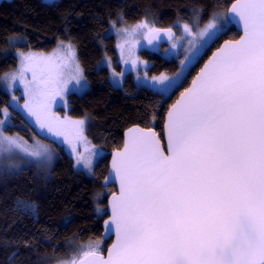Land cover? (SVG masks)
I'll list each match as a JSON object with an SVG mask.
<instances>
[{"label":"trees","instance_id":"obj_1","mask_svg":"<svg viewBox=\"0 0 264 264\" xmlns=\"http://www.w3.org/2000/svg\"><path fill=\"white\" fill-rule=\"evenodd\" d=\"M234 2H0V118L10 100L1 87V77L16 69V53L49 52L58 41H70L76 48L89 89L83 94H69L67 115L85 122V136L103 152L95 164L93 177L77 168L64 147L52 141L57 158L51 167L29 165L15 173L0 170V264H66L86 256L87 249L98 244H101L99 253L106 252L110 241L103 239L102 224L107 217L108 197L115 192V187H104L102 182L111 153L122 148L124 133L133 126L154 129L163 140L165 116L170 106L224 41L240 37L234 24L225 19ZM212 19L221 25L222 31L168 96L148 86H138L134 71L126 74L123 87L117 88L111 82L109 70L101 66L103 57L108 55L120 67L116 35L109 33L112 25L127 28L146 22L153 27L151 31L171 29L173 35L185 25L197 21L199 26ZM140 57L150 63V76L175 75L180 70V59L162 58L149 52L146 44ZM11 112L7 132L42 138L19 111L11 109ZM21 201L33 205L34 211L21 209Z\"/></svg>","mask_w":264,"mask_h":264},{"label":"snow or ice","instance_id":"obj_2","mask_svg":"<svg viewBox=\"0 0 264 264\" xmlns=\"http://www.w3.org/2000/svg\"><path fill=\"white\" fill-rule=\"evenodd\" d=\"M229 17L244 37L170 113L173 154L142 135L114 162L119 243L105 264H264V0H236Z\"/></svg>","mask_w":264,"mask_h":264},{"label":"rangeland","instance_id":"obj_3","mask_svg":"<svg viewBox=\"0 0 264 264\" xmlns=\"http://www.w3.org/2000/svg\"><path fill=\"white\" fill-rule=\"evenodd\" d=\"M197 23L195 21L174 32L169 44L160 52L162 58L180 59L179 75L148 74L150 63L140 57L146 37L153 29L146 22L127 28L112 25L109 33L116 35L120 67L108 55L103 57L101 66L109 70L111 82L117 88L123 87L125 75L134 71L138 86H148L168 96L182 83L190 67L223 29L213 19L203 25L198 26ZM211 23H215L217 29H208ZM145 24L146 27L142 26ZM16 56V69L1 77V87L10 100L0 118V170L15 173L29 165L51 167L57 158L52 141L64 147L77 168L93 177L95 164L103 152L85 136V122L67 115L69 94H83L89 89L75 46L70 41H58L49 52H17ZM162 75L169 79L161 83L159 78ZM115 81H120L119 86ZM11 109L19 111L43 139L7 132ZM33 153L39 155L33 156ZM100 248L101 244L91 245L87 252H100ZM81 257L85 256L78 258ZM78 258L66 264H75Z\"/></svg>","mask_w":264,"mask_h":264},{"label":"water","instance_id":"obj_4","mask_svg":"<svg viewBox=\"0 0 264 264\" xmlns=\"http://www.w3.org/2000/svg\"><path fill=\"white\" fill-rule=\"evenodd\" d=\"M6 1V0H0ZM44 2H58L60 0H43ZM236 2H234L230 8L228 9L227 14L231 12L232 7ZM235 26L236 31L240 34V37L236 40H227L224 41L218 49H216L207 61L203 64L199 72L192 79L191 83L187 87L186 90L193 88L195 84L198 83V77H200L205 70V67L209 65L210 61H213L215 57L220 55L221 49L225 48L228 45H234L241 41L244 37L243 24L240 22L239 17H229L228 18ZM172 30L171 29H155L148 33L145 44L146 48L149 52L160 54L161 48L171 41ZM186 90H184L175 102L168 109L165 116L164 123V131H163V140L160 135L154 129L143 128L140 126H133L125 131L124 133V144L121 149L113 151L110 155V162L108 167L107 175L105 176L102 185L104 187H115V192H113L107 200V217L104 219L102 227H103V239L110 241L109 246L105 253L94 252L95 255H86L82 259L76 262V264H105L110 258V255L115 254L114 245H118L119 238L116 231L115 218L113 214V209L117 203V200L121 197V178L120 175L117 174L116 168L114 167V162L117 164L120 162V154H123L126 148L129 146L130 141L133 138H138L142 135L151 136L154 138L156 147L160 150L163 156L168 157L173 153L169 148L171 143L170 141V113L173 112L174 107L177 105L179 101H181L182 97L186 95ZM111 226V231H109V227Z\"/></svg>","mask_w":264,"mask_h":264}]
</instances>
